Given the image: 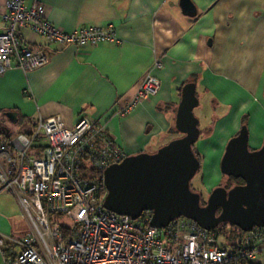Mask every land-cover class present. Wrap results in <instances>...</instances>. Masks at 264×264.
Returning <instances> with one entry per match:
<instances>
[{
    "label": "crops",
    "instance_id": "0c3cea01",
    "mask_svg": "<svg viewBox=\"0 0 264 264\" xmlns=\"http://www.w3.org/2000/svg\"><path fill=\"white\" fill-rule=\"evenodd\" d=\"M35 1L65 31L110 24L118 40L58 44L21 28L23 42L42 49L46 59L26 72L13 67L0 75V140L31 130L38 117L58 115L70 127L83 114L101 123L125 155L154 151L177 135L170 129L180 87L192 79L196 106L203 101L212 118L201 128L197 118L195 146L213 177L221 178L219 160L242 115L248 147L264 143V0H191L193 15L182 13L178 0ZM4 28L0 18V32ZM154 60L159 66L152 67ZM147 70L159 80L157 92L117 114ZM5 119L15 128L7 129ZM0 218L6 228L12 224V217ZM16 245L5 258L19 250ZM251 261L264 264V246Z\"/></svg>",
    "mask_w": 264,
    "mask_h": 264
},
{
    "label": "built area",
    "instance_id": "2783aa9c",
    "mask_svg": "<svg viewBox=\"0 0 264 264\" xmlns=\"http://www.w3.org/2000/svg\"><path fill=\"white\" fill-rule=\"evenodd\" d=\"M25 1L4 0L0 75L45 62L42 49L23 42L21 28L58 44L118 40L110 24L65 31L45 18L41 3ZM158 87V78L147 70L132 97L115 112L127 113ZM124 155L104 126L83 114L70 127L58 115L38 117L28 132L0 140V192L15 194L30 228L8 258L3 252L12 250V240L0 234V264H242L264 246L262 226L240 231L228 247L215 228L203 229L184 216L155 227L147 223L148 210L131 219L106 209L101 204L102 171Z\"/></svg>",
    "mask_w": 264,
    "mask_h": 264
},
{
    "label": "water",
    "instance_id": "95a60500",
    "mask_svg": "<svg viewBox=\"0 0 264 264\" xmlns=\"http://www.w3.org/2000/svg\"><path fill=\"white\" fill-rule=\"evenodd\" d=\"M178 6L186 15L195 13L191 0H178ZM197 102L194 82H184L173 120L180 135L154 151L126 154L103 169L102 206L131 219L148 210L147 223L155 227H163L177 216L189 218L203 229L216 228L222 222L241 231L264 227V143L248 148L246 125H240L226 140L219 160L222 174L242 182L228 188L213 186L203 204L200 193L189 187L199 167L191 149L199 132L192 111Z\"/></svg>",
    "mask_w": 264,
    "mask_h": 264
},
{
    "label": "rangeland",
    "instance_id": "374dc122",
    "mask_svg": "<svg viewBox=\"0 0 264 264\" xmlns=\"http://www.w3.org/2000/svg\"><path fill=\"white\" fill-rule=\"evenodd\" d=\"M192 111L196 118L199 119L200 128L211 123L212 118L211 115L209 116L208 114V106H206L203 101H200L199 106L194 107ZM4 122H6L5 125L8 126L7 129L15 128L14 124H11L13 122H9L7 120ZM204 164L205 163L201 158L200 168L190 179L189 187L194 191L200 193L202 197L206 198L209 190L213 186L226 182V176L221 175V178L219 177V179H217V176L213 177L211 166L208 163L206 166ZM213 182H215V184H213V186L208 190V185ZM0 215L4 216L7 221L8 216L12 217V224L8 221L9 224H11V226L7 224L8 228H6V223L1 220L2 218H0V226L5 225L6 228V230L4 231L0 230V234L7 236L9 240H12V244L15 245V248H17L16 240H20L24 236V234L30 230V228L13 193L7 191L0 192ZM218 240L221 243L223 242V239L221 238H219Z\"/></svg>",
    "mask_w": 264,
    "mask_h": 264
},
{
    "label": "trees",
    "instance_id": "16d2710c",
    "mask_svg": "<svg viewBox=\"0 0 264 264\" xmlns=\"http://www.w3.org/2000/svg\"><path fill=\"white\" fill-rule=\"evenodd\" d=\"M187 81H193V80L192 79H189ZM245 120H246V116L245 115H242L241 120H240V125H242V124L246 125V121ZM170 132L177 133L176 136L180 135V133L178 131H176L174 128H171L170 129ZM199 135H200V133H199ZM176 136H174V137H176ZM6 138H8V136H6ZM171 138H173V137H171ZM191 149H192V152H193L194 156L196 157V159L199 162V167H198V169H199L200 168V163H201V154L197 150V148L195 146V142H193L191 144ZM90 172H92V171H90ZM222 175H224V174H222ZM240 182H242V181L239 178L232 177V176H226V186H230L233 183H240ZM200 203L203 204L204 203L203 200H201ZM215 230H217V232H219V234L222 236L223 242L221 244L224 245V246H228V247H231L233 245L234 238L241 231L237 226H235L233 224H230L228 222H222V223H220L215 228ZM242 264H256V263H253L251 260H245L244 262H242Z\"/></svg>",
    "mask_w": 264,
    "mask_h": 264
},
{
    "label": "flooded vegetation",
    "instance_id": "af4514ba",
    "mask_svg": "<svg viewBox=\"0 0 264 264\" xmlns=\"http://www.w3.org/2000/svg\"><path fill=\"white\" fill-rule=\"evenodd\" d=\"M241 183V182H240ZM233 184H235V183H233ZM220 185H223L225 188H228L229 186H226V182L225 183H221ZM231 186V185H230ZM201 200H203V202H204V200H205V197H202L201 196V194H200V201Z\"/></svg>",
    "mask_w": 264,
    "mask_h": 264
}]
</instances>
